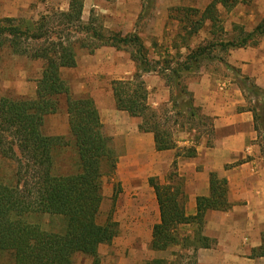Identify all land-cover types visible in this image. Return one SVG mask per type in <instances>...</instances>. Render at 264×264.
I'll use <instances>...</instances> for the list:
<instances>
[{"label":"trees","instance_id":"1","mask_svg":"<svg viewBox=\"0 0 264 264\" xmlns=\"http://www.w3.org/2000/svg\"><path fill=\"white\" fill-rule=\"evenodd\" d=\"M84 3L85 0H70L67 12L45 14L35 22L0 20V53L8 48L13 54L44 64L35 99L0 98V153L16 164L12 181L0 178V253L10 254L14 264H74L77 255L97 261L99 248L110 245L119 233L116 222L98 223L104 200V179L116 176L117 151L104 132L94 100L89 96H75L62 77L64 70L77 67L78 50H87L93 55L103 47L132 48L137 71L130 80L113 82L116 108L141 120L139 130L154 135L158 152L178 148L171 131L163 127L159 113L149 104L143 76L156 72V68L149 63L148 49L141 37L139 34H107L91 23L85 24ZM155 3L156 0H143L140 19L146 16L145 5L153 10ZM238 3L239 0H213L194 23L193 33L207 21L213 32L220 23L218 5L231 9ZM263 37L264 17L253 32H241L232 39L223 38L221 33L208 47L193 50L177 70L166 67L164 71L171 73L166 84L174 89L171 102L177 115L190 120L198 116L194 97L183 82L184 72L197 69L196 63L211 60L214 49L228 53L257 47ZM224 65L241 80L246 102L254 104L247 110L253 113L264 155V124L261 130L257 125L264 117V88L227 62ZM63 97L79 162L78 172L70 175L55 172V153L69 146L66 138L50 137L43 132L46 118L60 112ZM182 152L186 158L196 156L195 148ZM149 183L160 210V223L153 227L151 250L169 252L178 247L182 253H177L175 261L154 259L147 264H183L186 259L190 264H198L197 252L212 246V241L204 236L206 213L209 210L226 212L232 208L228 200V181L216 173L210 174V196L197 199L195 216L186 214L188 196L177 175L171 174L165 182L151 178ZM38 216L63 219L65 226L61 231L47 230L32 221ZM187 226L192 227V234L182 230ZM257 253L264 257V237Z\"/></svg>","mask_w":264,"mask_h":264},{"label":"rangeland","instance_id":"2","mask_svg":"<svg viewBox=\"0 0 264 264\" xmlns=\"http://www.w3.org/2000/svg\"><path fill=\"white\" fill-rule=\"evenodd\" d=\"M212 1L156 0L153 10L149 9V5H145L146 16L140 19L143 0H85L86 5L83 13L85 24L91 23L97 30H103L107 34H122L123 36L139 34L141 37L148 49L149 63L156 68V72L143 76L144 81L146 79L149 81V83L146 82L147 86L148 84L152 85V88H148L149 104L159 113L161 124L165 129L171 131L175 141L179 137L193 138L196 142L203 138L211 139V122L205 118L201 107L195 105L198 113L195 119L190 120L187 116L177 115L171 102L172 91L175 95L174 89H170L166 84L171 73L164 69L170 66L172 70H177L193 50L198 47H208L218 39L216 37L221 33L225 39L237 37V35H229L224 32L225 29H231L234 24L229 15L234 7L228 9L221 5H218L220 23L217 24L215 30L211 32L210 23L207 21L204 26L199 27L198 32L193 33L196 25L194 23L200 19L201 13ZM67 6L68 0H49L46 12H51L50 14L66 12ZM256 7L264 11V5ZM195 11H198L199 14ZM46 12L41 13L40 16ZM39 17L33 15L26 17L25 20L35 22L39 20ZM263 17L264 12H258L253 20H249V23L244 22L243 29L247 27V33H250L248 32L250 28H255ZM210 59L201 61L199 64L196 63L197 69L183 74V82L193 97L196 92L191 90V86L194 87L203 74L214 70L220 76L233 77L240 86L236 73L224 65L228 61V53L214 49ZM77 62L76 68L64 70L62 74L72 93L78 97H91L97 109L99 106L108 110L117 109L112 84L118 80H130L135 75L137 66L132 60V48L117 50L112 47H103L93 55H90L87 50H78ZM43 66L44 64L40 60L13 54L10 49H4L0 53V98L35 99ZM65 99V97L61 98L60 112L48 116L43 127L45 135L65 137L69 143V146L61 148L55 153V172L59 175L77 173L79 164L69 132ZM250 105L254 104L247 102V106ZM98 111L100 113V110ZM107 115L108 118L106 115L104 117L100 115L101 121L102 118L104 121L111 119V114ZM263 124L264 117L257 122L260 130L263 129ZM105 127L104 132L112 140L119 156L114 138L111 136L113 129ZM177 153L183 155L180 150ZM15 165L14 161L0 153V178L7 182L12 181L16 173ZM143 193L142 195L130 193L116 176L104 179V200L98 223L106 225L108 222H116L119 230L118 236L110 245H103L99 248L97 261L84 255H77L74 264H147L154 259L168 261L177 259V253H182L181 248L177 247L169 252L151 250V241L149 240H152L153 228L146 226L144 221L150 220L149 223H153L156 210H154V204L150 197ZM144 205L148 207L149 212L140 210ZM32 221L40 223L47 230L61 231L65 226L63 219L52 220L47 216H38ZM184 229L185 227L182 228L183 231ZM190 229L189 234H192V227L187 230V233ZM0 264H14L12 256L0 253ZM183 264H190V261L186 259Z\"/></svg>","mask_w":264,"mask_h":264},{"label":"crops","instance_id":"3","mask_svg":"<svg viewBox=\"0 0 264 264\" xmlns=\"http://www.w3.org/2000/svg\"><path fill=\"white\" fill-rule=\"evenodd\" d=\"M48 2L0 0V20L39 17L47 11ZM257 5H264V0H239L229 12L234 24L224 32L229 35L247 32V27L243 29L244 22L249 23L258 12H264ZM69 7L70 0L68 10ZM253 30L252 27L248 32ZM227 63L264 88V37L257 47L230 50ZM146 82L149 83L147 79ZM147 88L152 85L148 84ZM191 90L196 92L195 105L202 108L205 118L211 122V139L196 142L193 138L179 137L178 148L170 151L156 150L154 135L139 130L140 119L117 109L98 107L102 117L108 118L107 114H111V119L102 118V123L113 129L111 136L119 152L116 177L130 193L142 195L144 192L150 197L156 210L155 219L153 223L145 220L144 224L153 228L160 223V210L149 183L151 178L165 182L171 174L177 175L188 196L186 214L195 216L197 199L210 196V174L216 173L228 181L232 208L206 213L204 236L212 241V246L197 252L198 264H264V257L257 253L264 237V155L253 113L247 110L241 86L234 78L220 76L215 70L203 74ZM189 148L196 149L195 157L178 156L179 150ZM140 210L149 212L145 205Z\"/></svg>","mask_w":264,"mask_h":264}]
</instances>
